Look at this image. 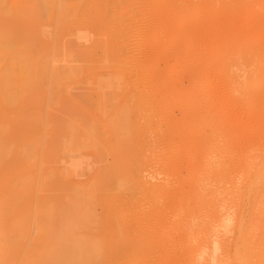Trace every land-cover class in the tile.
I'll use <instances>...</instances> for the list:
<instances>
[{
	"label": "rangeland",
	"instance_id": "374dc122",
	"mask_svg": "<svg viewBox=\"0 0 264 264\" xmlns=\"http://www.w3.org/2000/svg\"><path fill=\"white\" fill-rule=\"evenodd\" d=\"M63 1H65V0H63ZM122 1H124V0H119L118 3L121 4ZM182 1L183 0H181V2ZM194 1H195L194 3L196 4L195 7H197V10L201 13L200 26H202L201 28H203V30H201V28L200 29L195 28V27H198V25L196 26V20H193V19H195L194 17H193V19H191V18L188 19V27H190V30H192V32H190L192 37L189 35L191 38H188V36H183L180 34L178 35L176 32H172V31H175V29L173 27L171 28L172 31L167 26H165L164 30H163L164 36L167 38L172 37L173 34L176 33V34H174L175 36H173L172 39L169 38L168 40H166V43H167V41L172 40L171 42L174 43L176 48H179L180 50H182V51H180L178 49L181 52L182 56L184 54L183 52H185L186 53V54H184L185 57H187L188 55H190V56L193 55L192 58H189L190 57L189 56V57H187L189 59L186 58V59H182L180 61L179 58H177L175 60L173 57H170L171 55L170 56H163V55L159 54V55H156L155 60L152 62L153 64L156 65L154 68L155 75L156 74H158V75H157V77L155 79V83H154V86L156 87V90H157V95L155 96V98L157 99V103L153 104L152 109L149 111V114L151 115L150 121L153 122L154 129L159 132L156 134L160 136V133L162 134L164 132L165 138L168 137L169 139L168 138H166V139L169 140V142H167L165 144L161 141L162 142L161 143L159 141L161 139V137L154 134L155 130L152 129L154 131V133L151 135H148V136H150V137L151 136H157V137H155V138L152 137V139H150V137H148L150 140L148 138H146L148 140V142L146 141V143H145V140H144L142 143H145L144 146L148 143V147L145 148L143 146V147L138 148V167L141 170V173L138 170L139 171L138 174H140V178L142 177L141 178V179H143L142 181H145L143 184V186H145V189L149 186L152 187L153 185H155V186L159 185L162 187H164V186L166 187V185H167V190L169 191V189H170L169 186L172 185V184L170 185L169 183H170V181L173 182L174 179H177L176 180L177 183L174 182L175 184H179L180 180L181 181L183 180L182 182L185 184L184 185L181 184L182 185L181 187H183L182 189H184V190L188 189V186H190V182H188V176L190 174H194V172H196L198 170V168L200 169V167H197V166H199L201 163H203L202 159H205L203 157L206 154L203 149L206 148V150L209 149L207 151H211L212 141L215 143V145L217 147V150H216L217 154L215 153L217 156L214 154L213 160L215 163L218 162L216 165V169H215L213 174H226L227 170L230 173V171L232 172L233 169H235V170L238 169L239 168V160L243 156V152L248 151L251 155L257 156L261 153V150L264 148V121H262L260 119V114L264 112V101L261 102L257 108V111L260 112L259 114H257V116H256L257 111H254V113H253V111L249 112V111L243 110L241 108L239 99L238 98L232 99L231 98L232 96L229 95V93H228L229 86L224 81L223 72L221 71L222 69L220 68V65H222L223 60H226V59H228L229 56L233 55L238 50V47L242 45L241 44L242 41H245V39L249 38L252 35H257L258 34L257 31L259 32L261 29L260 30H256V29L264 27V15H261L260 12L256 11L255 9L253 12V9H252L253 7L252 8L247 7L246 13H245L246 9H244V7H243L242 11H243V13H245L243 15H242V13H240V12H242V11H240V8L236 9V10L230 9V12H228L229 13L228 14L227 12H224L222 9V5H223L224 0H194ZM57 2L59 4L62 2V0H57ZM154 2H155L154 0H128V1H126L127 14L130 13L131 16L128 17L129 15L126 14V10H125L124 15H127V18H125V20L120 18V20H119L120 25H121L120 28L122 30V33H121L122 37L119 40L118 45H120L123 52H122V54L121 53L119 55L117 54V56L112 58V63L117 64L120 68H122V71L124 73V81H126V79L133 78L134 76L138 75V73L142 74L144 72L145 67H146L145 64L147 63V60H148L149 55H150L149 50L153 45L151 43L152 35L154 34V31H155L154 27L152 29L150 27V25L156 19V15H155L154 10L152 8L153 7L152 4ZM238 11H240V12L238 13ZM251 12H253V13H251ZM121 17L123 18V16H121ZM121 21H124V23H121ZM243 23L247 26L244 25L240 29V26H242L241 24H243ZM84 24L81 25L79 20L74 22L72 19H66V20L62 21L60 24L55 23L51 27H47V29H45V31L36 35V37H34V36L30 37L31 35H30V31H29V26H28L26 21L21 20V21L17 22V21H13L10 17H4L3 23L0 25L2 28L11 29L12 31H14L15 35H13V36L15 37V41H16V43H18V45H21V46L25 45L27 52L25 53L24 57L27 60H29L30 62H42L44 60V56H45L44 49L50 50L51 58H53L55 56V54H57L59 52V50L61 49V45H67L68 47L71 45L72 48L76 50V51H74V53H78L77 50L80 48H83V44L88 43V41L86 42L87 38L89 39V42H90V43H88V45L90 44V47L92 48L93 45H95V43L99 40H98L97 35H95L93 30H91V33H89V32H87L88 34L86 33V31L88 30V28L90 26H87L86 24H85L86 25L85 26ZM260 25L261 26L263 25V26L261 27ZM40 26L43 27V25H40ZM82 26H83V30L80 29ZM85 27H86V29L84 30ZM243 28H245V29L247 28L248 32H249V30H248V28H249L250 33L245 31ZM90 29H91V27L89 28V30ZM238 29H240V30H238ZM252 30H254L256 33L254 31L251 33ZM92 31L94 34L92 33ZM239 31H243L242 33H244V32H246V33L240 34ZM263 32H264V30H263ZM91 36H93V37H91ZM167 38H165V39H167ZM92 40H94L95 42L94 41L92 42ZM78 41H81L80 44H82V46H79L77 44ZM71 42L74 45L77 44V46H79V47L78 48H77V46L73 47ZM74 42H77V43H74ZM254 45L257 47H259V45L263 46L264 45V35L258 36L257 42L254 43ZM175 46H173V49H175L174 48ZM84 47H87V46H84ZM90 47H87V48H90ZM169 48H170V46H169ZM167 49H168V47H167ZM80 51H84V50L80 49ZM168 51H169V49H168ZM96 54L98 56H101L102 52L100 50H97ZM59 56L61 58H62V56L65 57L61 53L59 54ZM102 57H103V60H105V61L111 60V57L105 58L103 55H102ZM193 57H194V62L192 61L193 63H191L190 61L187 62L188 60H191V59L193 60ZM73 58H74V60H75V58L78 59L77 56H74ZM77 59H76V61L70 62L69 65L72 64L73 65L72 67H78V65L82 66V64L85 65L84 62H82V61L79 63V61ZM68 60H70V58ZM50 61L52 62L53 60L50 59ZM177 61L179 62L178 64L175 63ZM56 64L59 66H61L63 64L66 65V63L64 61L63 62L60 61ZM103 64H104V62H103ZM172 64H174V66ZM234 67L236 70L235 65L232 66V68H234ZM104 69L107 70L103 66L100 67L98 73L99 74L102 73L103 76L100 75V78H98V76L96 77V75L91 76L89 78L91 80V82L89 80L83 79V80H86V82L84 84V81L82 82V80H80L87 73H85L83 76L81 75V78L78 77L76 80L72 81L71 82L72 84L70 83L71 86L72 85L75 86V84L77 83L74 88H71V86L68 88V90L73 89V90H71L72 92L70 93V91H68L69 95L67 96V98H65V97L62 98V100L60 102H58L54 105H52L53 103H49L46 99H43L42 103H38L41 98L36 100V101H38L37 102L38 104L34 103L35 104L34 106H33V104H31V102L25 101L24 104H22L23 102L20 104V105H22V107L24 106L23 108H21V106L19 105L16 109H13L14 107H7V106L5 107L4 106L5 103L0 102L1 103L0 104V109H1L0 110V123H2V122L6 123L5 120H7V122H9L10 121V120L8 121L9 114H10V116L11 115L13 116L14 113L17 114V111H19V112L21 111L20 114L25 113L24 114V116H25L26 114L28 115V113L33 114L34 112H30V110L32 111L34 109V111L37 110L38 112H40L38 114L36 113V116L41 115V116H38V118H37L35 116V113H34V117H35L34 118L30 114L32 116V121H31V119H29L31 116L29 117V115H28V119L31 121V123L34 121L33 124L30 123L32 126L27 123L28 121H27L26 117L23 118L24 116H20V118H19V116H18L19 112L17 115L18 119L14 116L16 119L14 118L13 122H12V118L9 116L11 119L10 123H14L15 125L12 126L13 129L6 127L8 130L6 132L7 133L10 132L11 139L14 136H17L18 138L14 137L16 140L13 138L14 142H13V140H12V142L14 145L11 144V147H14V148H13L12 152L8 151L6 153V155L8 157L6 158V156H4V159L2 160V165L0 164L1 165L0 167H2V166L4 167V165L6 166V164H7V168L6 167L5 168L7 170H9L10 174H12L16 170H18V168L20 167V163H22V166H24L23 162H26V161L23 159L25 157H27V159L29 158L28 156L24 155V153L26 154V150H25L26 146L23 145V143H22V140L25 138L24 133L27 134V132H28V135L26 136L27 138H25L23 140L24 144H26L25 143L26 139L28 141V138L30 136H32V135L34 136L36 134H38V137L41 138V139L38 138L39 139L38 141L40 142V140H41V142H42V144H38L39 146L35 150L36 154H35V156H33V158L35 160L30 156L32 159L30 158L26 162V166H28V167L31 166L29 170H30V172H32V173H29V171H27L28 174H26L27 175L26 181L28 183H29V181H32L31 183H33V180L36 179L35 180L36 184L34 183L35 184L34 185V184L30 183V185L25 186V193H23V188H24L23 185H21L23 188L19 187L22 190H19V188L16 189L15 192H17L18 194L17 193L13 194L14 196L15 195L16 196L14 197L12 195L11 197L15 198V199L19 198V199H17V201L16 200L14 201L10 196H8L9 198L12 199V200L10 199L11 204H13V202L17 203V206L13 205V206H15L13 209H12V205H11V208H8V206L10 207V202H8L9 201L8 197L2 198L3 195L0 196V199L4 200V201L2 200L3 201V203L1 202L2 204H4L5 200H8L7 201L8 203H6L8 205L7 210H4V208H3V206L6 207V205L5 204L2 205L0 203V205L2 207V208L1 207L0 208L3 210V212L0 210V213L3 214V215H0V217H3L2 223L4 221H9L10 219L14 218V220H15L14 224H16L18 226V228H17V226L14 225V227H16L14 229L15 231H11L10 233H8V235L11 236V238H13L14 241L12 240L13 241L12 243H14V244L11 243L8 249H7L8 245H6L4 247L6 250H4V248H3L4 255L2 257H0V264H28L29 260L32 262H35L34 260L29 258L30 256H32V257L34 256L33 254L30 255L29 251H32L31 249H32L33 245L39 240V232H41L42 229L44 231L46 229H48V231L55 234L54 238H53L54 242L61 247H65L68 245L67 238L69 240L72 237H75L76 239H79V238L80 239H87L93 235L94 237H91L93 240L95 239L96 242H98V244L100 246H102V248L109 247L108 251L109 252L111 251V253H109L110 256L108 255L109 259H108V256L105 258V255H104L105 259L100 260L103 258L102 256H100L102 258L97 260L100 264H127L129 262V259H134L133 258L134 256L130 258V252L129 251L127 252L125 249H122L123 246L121 247V245H119V246L115 245L116 239L113 237L112 229H110V225L107 223L108 222L107 219H109V217L111 215H113L114 212H115L114 213L115 215L117 213H118V215H120V212H118V211H120V209L118 210V207H116V206L121 205V207H123V205L126 203V205H124V206H126V208L123 207L124 211H121V213L125 212L124 213L125 215L124 216L122 215L121 218L125 217L126 213L128 214V212H129V218H131L132 220H135L134 218L138 219V217H140V214H142V215H144V218L140 217V219H138L137 221H139V220L142 221V222L139 221L140 224L146 223L147 221L145 219V216L147 218V216L149 214L150 218H152V216H151L152 211H151L150 207H151V205L153 207V203H152V201H150L146 197L148 195L147 194L148 191L146 192V196H142L144 191L142 192L141 190H143V189H141L140 191H138V190L136 191L134 189H137V187L135 188L132 185H131L132 188L130 187L131 189H127V188H129V186H128L129 183L127 182V180H125L126 182H124V181L122 182L123 184H126L128 186V187L126 186L127 188L125 187L126 189H124V185H122V187H120V189H116L115 186H111L110 185L111 182L109 180L112 178H110V174L109 175L106 174L107 179L104 177L107 181L103 178V180H105L106 183H105V181L101 183V180H102L101 175H104V174L99 173L101 166H103L102 170L105 171V167H104L105 164L102 165L103 164L102 161L106 162V165H108L107 167H109L112 164L111 161L114 159H112V157L109 156V154H112V152L111 153L109 152V154L105 152L103 154L104 149L105 148L107 149V147L105 146L107 144H105V143H107L108 141L101 143L102 139L97 138L95 135H97L98 137L104 136L107 139H110L109 143L113 142V141L111 142V140L114 139V138H112L113 137L112 135H114L115 137L119 136V135L121 136V128L115 124L114 120L112 121L113 117L110 118L111 115L108 113L103 114L104 115L103 116L101 114V110L95 112L94 107L87 100L88 96L90 97L94 94V92L91 91V87L93 86V89L96 87L95 90L100 92V90H99L100 85L102 84V87H103L105 80H107L108 75L106 72L109 71V69L106 72H104L105 71ZM232 70L235 71L234 69H232ZM93 72L94 71H92V74H90L91 73L90 72L87 75L89 76V75H93L94 73H96V71L94 73ZM78 79L80 80L79 83H78ZM92 80L96 83H94ZM95 80H97V81H95ZM112 81L111 82L113 84L107 85V83H106L108 89L105 87L104 88L111 94L115 93V94H113L115 96H117V94H118L119 99H122V96H121V94L123 92L122 89H124V88L126 89V86H127V89L131 88V86L135 87V84H131L130 86L126 85V84L121 85L118 80L115 81L112 79ZM98 82H100V85L98 84ZM90 85H91V87H88ZM191 85L193 87L197 86L195 89H198L200 91V92H198V94L200 93V95H203L204 100L206 97V99H208L210 101L211 104H209V106L207 105L208 107H204L208 103V100H207V102L205 100L206 104L204 102H202L204 104V106H203L202 103L197 105L195 103L196 101L194 102L192 100L193 97H189L194 92H197V91H194L195 89L188 91L189 93L187 92V94H189V95L186 96V91L190 89ZM119 86H120V88L122 86L124 87V88L122 87L120 89L122 91H119ZM188 87H189V89H188ZM104 88H102L103 91L105 90ZM139 88H140L139 85H138V87L136 85L135 89L138 90ZM185 89H187V90H185ZM106 90L104 92H107ZM111 90L114 92L112 93ZM90 92H92L93 94H90ZM196 96L198 97L199 95L195 94V96H194L195 100H196ZM185 97H188L190 100H192V103L194 102L192 104L193 105L192 108H195L196 106L198 107L201 105L203 106V107H200L201 110H200V108H198L199 112L201 114H199V113L197 114L199 116L203 115V117L199 118V116H198V117H196V119H190L188 121V124H181V127H179L180 124L178 126L177 125L178 123L176 121H179V118L181 119L182 114H183V112H181L182 109H184V107H186V106H187V108L190 107V109H192L191 105L188 104V103H190V100H187L188 98L185 99ZM200 98L201 97H199V101L201 102ZM118 100L116 99V100H113L112 102L116 103ZM36 101H34V102H36ZM44 101H45V103H44ZM186 101H189V102H186ZM119 102H120V100L117 103H119ZM74 103L81 106L78 110H76L77 112L69 111V109L72 108V105ZM194 104H196V105H194ZM2 105H3V107H1ZM27 105H29L30 107L32 105L33 107L29 108V106H28V108H27L26 107ZM2 108H3V110H2ZM24 108H26V109H24ZM208 108H210L212 111L213 110L215 111V114L213 113L214 114L213 117L209 113L210 111ZM203 109L204 110L206 109L207 112L206 111L203 112ZM12 110H16V112L12 111ZM22 110L25 112H23ZM26 110H28L29 112L26 113L27 112ZM185 110H187V109H185ZM185 110H183V111H185ZM11 112H13V113H11ZM205 114H208V115L204 117ZM209 114L211 115L212 118L208 117ZM144 115L145 114L142 113L141 116H144ZM98 116H99V119H98ZM101 117H103L104 119ZM206 117H207V120H208V118H209V121L211 120L210 122H212L214 120L213 123L214 124L216 123L215 127L216 126L217 127L216 128H209L205 124V121H206L205 118ZM20 119H21V121H20ZM39 119H41L40 123L37 121ZM143 119H144V117H141L140 121H143ZM203 119H205V120L203 121ZM217 119H219V120H217ZM24 120L26 121V123L22 122ZM68 120H71V121L74 120V123L71 122V124H75V125H73L74 128L72 129V131H71V128L69 129V127H68L69 133L68 132L65 133L66 135L68 133V135H69L68 137H70V134H71L72 142L65 147L66 149L64 148V150H63V148H62L63 151L61 149H59V151L61 150V154H60L57 151H58V148H61V144H63L64 141L61 140L62 137L60 138L59 136L64 134V133L63 134H60V133H62L61 132L62 129L65 131V129L67 128L66 126L68 124L65 123V125H66L65 126L64 122L69 123L70 121H68ZM98 120H99V122L101 121V123H98ZM35 121L37 122L36 124H35ZM19 122L21 123V125L20 124L17 125ZM196 122L199 123L200 125L197 124ZM22 123H23V125H22ZM106 123H107V125H106ZM24 124H26V126ZM27 124H28V126H27ZM201 124H202V126H201ZM92 125L96 126V129L94 128L95 130H93ZM112 125H113L112 130H114L113 132L110 129L108 130V127H110V126L112 127ZM14 126H15V128H14ZM10 127H11V125H10ZM29 128H31V129H29ZM91 128H92V130H91ZM156 128H159V129L157 130ZM28 129H29V131H28ZM212 129L213 130L215 129V130L213 131ZM13 130H14V132L12 134ZM104 130H108V131H106V133H108V134H106ZM118 130H119V132H118ZM150 130L151 129H149V132H150ZM87 131H89L88 132L89 134H86ZM102 132L105 133V135ZM149 132H148V134H149ZM152 132H150V133H152ZM41 133H43V134H41ZM115 133H116V135H115ZM110 134H111V136H110ZM166 134H167V136H166ZM120 136L118 138L119 141H117L118 139H116V141L118 143L117 144L114 143V145L117 146L118 144L120 145V143L125 145L126 142H124L123 139L120 138ZM0 137H2L1 133H0ZM51 137L53 140H55L56 138L59 137V139L63 142H61L58 139L59 143L56 142L59 145L58 146L52 140V143L57 145V146H54L51 144ZM162 137H164L163 134H162ZM104 140H106V139H104ZM154 140L156 142L158 140V143L160 142L161 146L164 144V147L163 146L160 147L161 149H159L158 147H153L156 144V142ZM98 141L102 144L103 147H105V148H103V151H101L102 154H100L101 152H99V153L96 152V150L98 149V145H101ZM163 141L166 142V140H163ZM151 142H155V143H153L154 145L152 144L153 146L150 145ZM194 142H196V143H194ZM214 143H213V145H214ZM75 145H76V149H74L72 147V146L75 147ZM114 145L113 146L108 145L110 147L108 148L107 151H112L111 146L114 147ZM149 145L153 148H150ZM19 146L20 147L22 146V148L25 146V148H24L25 152L24 153H23L24 150L20 149ZM79 146H81V147H79ZM102 146H100V147H102ZM86 147H87V149H85ZM15 148H17V149H15ZM56 149H57V151H55ZM68 149H69V151H68ZM155 149H157V150H155ZM170 149H171V152L177 153L176 156H175V153L173 154V156H172V154H170ZM9 150H11V149H9ZM14 150H15V153H14ZM71 150H74V151L71 152ZM100 150H101V148H100ZM20 151H22V152H20ZM64 151L69 152V156L67 153L66 154L67 156L64 157L62 155V154H64ZM181 151H185V152L182 153ZM9 152H10V154L8 155ZM56 152H57V154H56ZM13 153H14V155L17 153L16 155H19V157L14 156ZM21 153H22V156H21ZM17 158H18V160H17ZM99 158H100V162L98 160ZM12 159L14 160V163H13ZM10 160H12V161H10ZM21 161H23V162H21ZM31 161H32V163H31ZM95 162H96V164H95ZM223 162L225 163L224 166L226 168H223ZM8 163H10V165ZM107 163H109V164H107ZM11 164H13V165H11ZM18 164H19V166L17 167V169H15L14 168V167H16L15 165H18ZM96 165H98V166H96ZM3 167L0 168L1 169L0 170L1 176L3 175V172H6V173L8 172ZM138 167H137V169H138ZM97 168H100L99 171H96ZM110 168L111 167H109V169ZM93 170H94V172H93ZM224 171H225V173H224ZM65 172L67 174H64ZM102 173H103V171H102ZM62 174H64V175H62ZM29 175H30V179L28 178ZM1 176H0V179L2 178ZM4 176L6 178L9 175L4 174ZM31 176H33V177L31 178ZM99 176H100V178H99ZM108 176H109V178H108ZM21 178H25V175L21 174ZM33 178H35V179H33ZM48 179H50V180L48 181ZM45 180H47V181H45ZM123 180H124V178H123ZM21 181L19 180L20 183H21ZM43 182H45V183L47 182L46 183L47 185L44 186ZM55 182H57V183H55ZM168 184H169V186H168ZM216 185H217L219 191L222 192V190H223L222 187L224 185H226V183L223 181V179H220V180L216 181ZM29 186L30 187L34 186V187L30 188ZM105 186H106V189H105ZM26 187H27V190H26ZM28 187L33 192L29 191L30 189ZM107 188H108V190H107ZM104 189L109 191V193L108 192L105 193ZM110 189L111 190L113 189V190L111 191ZM171 189H173V188H171ZM132 190H134V191H132ZM26 191L28 192L27 195H26ZM34 191H36L35 194H34ZM113 191H117V192H113ZM166 191L164 190V192H166ZM168 191L166 192L167 194H168ZM15 192H13V193H15ZM19 192L21 193L20 197L22 196V200H23V198L25 199L28 196V200L30 198V200L32 202H30L29 204H26L28 202V200L26 202V199H27L26 198L25 200H23L26 203L24 202L25 204H23V201L21 200V198L17 197V195L19 196V194H20ZM30 192H31V194H30ZM110 192H112V193H110ZM22 193L25 195H22ZM109 194H111V195L109 196ZM115 194L118 196L120 195L119 196L120 199L118 200V203L120 202V204L115 203V205H116L115 207L117 208L118 211L116 210V208L114 206L112 207L111 202L108 198V196L109 197H111L113 195L115 196ZM132 194H134V195H132ZM29 195H31V197H29ZM4 196H6V195H4ZM129 196H131V197H129ZM127 197H129V198H127ZM167 197L168 196H166V198ZM210 197H211V194H208L206 200L198 205V203L195 201V196H194V201H192V202L190 199L189 201H185V205L184 204H177L175 208L171 206L174 209H171V210L166 209L165 215L164 216L162 215V217H164L163 221L164 220L166 221L164 223V225L166 227V232H165L164 237L168 238V240L169 239L171 240V238H174V240L178 244V246H174V244H173L172 247L175 248V251L171 250V252H169V251H166V249H164V247L167 248L168 246L166 244L172 243L171 241H169L168 243L163 241V243H161L162 240H160V239L162 238V236H160L158 238H154L155 240L159 241V242L158 241L157 242L160 245H162L166 254L164 256H162V258H160L159 256L161 254L158 253L159 254V256H158L157 252L155 253L154 251H151V252L149 251L150 253L149 252H148L149 254L145 253L146 255L144 254V256L141 254H140L141 255L140 256L138 254V252H136L138 256L142 257L141 259L137 260V256L135 255V253H131V254H134L136 256L135 260H132V261H134L133 264H199L200 262H198L196 259L192 260L189 257H187L186 252H187L188 246H187L186 242L184 240L177 242L179 240L178 238H180L182 236V232H183L178 227H182L184 224H186V222H188L189 224H191V228L194 229V231L200 230V231H202V234H203L205 227L202 225V229H200L199 224H200L201 219L199 217H197V215L203 214V216H204L206 213H209L207 203L209 205L212 203H215L218 206V208L220 209V211H222L223 208H225V209L228 208L232 213H234L235 209H236V205L233 202H229L228 200H221L220 198H217V197H215V198H210ZM82 198H84V200ZM101 198L102 199L105 198L107 201V204H110V205L109 206L104 205V204H106L105 203L106 201L103 200L104 202H102ZM166 198L160 199L158 201V207H159L158 211H159V209L164 208L166 206V201H167ZM181 198H183V195H180L178 200ZM18 200L20 202L22 201L21 204ZM81 200H83V202H81ZM18 202H19V205H22L21 206V208L23 207L22 209L18 208V206H19ZM150 202H151V204H150ZM24 205L25 206L30 205L29 206L30 212L28 211L29 210L28 207H25V209H24ZM43 207H52L54 210L53 211L54 216H55L54 217V223L49 225L48 227L43 226V223L40 219V209ZM108 208L110 210H108ZM114 208H115V210H113ZM23 209L25 212L23 211ZM13 210H14V213L16 215H14V213H12ZM111 210H113V211H111ZM179 210L181 212H179ZM4 211H6V212L8 211V213H6V212L4 213ZM116 211H117V213H116ZM173 211H177L178 213L183 214V216H186V219L181 220L178 218H174L172 215ZM26 213L27 214L30 213V216L27 215ZM4 214L9 215L8 216L9 219L8 218L5 219ZM81 214H90V219H88L82 223L77 222V221L72 222V224L71 223L69 224V231L66 233H62V231H61L62 225L63 224L66 225L67 221L61 222V219L64 218V216L65 217L73 216V218L75 220H77V218ZM162 214H164V212ZM106 216H107V218H105ZM21 217L23 218V221L24 220L26 221V223L28 224V227H25L27 225H25V223H24L25 221L23 222ZM116 217H118V216L116 215ZM121 218L118 217V219H120L118 222L123 224V221H121L123 219H121ZM249 218L250 217L248 215V221L250 220ZM131 219L129 221H131ZM147 219L149 220V218H147ZM66 220H67V218H66ZM104 220L106 221V223H104ZM17 221L21 222V223L17 224L18 223ZM134 223H137V222L134 221ZM180 224H183V225H180ZM20 225H21V227H20ZM22 229H23V231H22ZM27 229H28V232H27ZM0 232H2V231H0ZM16 232L18 233V235H21V233H22L21 236H24L21 238V242L19 239V237H21V236L17 237L16 236L17 234H15ZM25 232H26V234H25ZM13 234L16 236L15 238H14ZM0 235L3 236L4 234L0 233ZM2 236H0V237L2 238ZM15 239L16 240L18 239L17 242H19V243H17L15 241ZM112 243H115V244L112 246ZM1 245L3 246V244H1ZM114 246H116V248L117 249L119 248V249L118 250L116 248L110 249ZM120 248L125 252V254L127 252L128 257H124V254H122V251H119V250H121ZM112 250H114V251L116 250V251L115 252L113 251V253H112ZM0 255H1V249H0ZM82 257H84V256H82ZM82 257H78L77 259L80 258L79 259L80 262H79V260H77V262L75 261V264L76 263L77 264H79V263L85 264L84 263L85 259H86L87 263H89L87 258L81 259ZM161 259H162V261H161ZM81 261H83V262L81 263ZM97 261H95V264L96 263L98 264ZM55 262H53V264ZM60 263L64 264L63 262H61L59 260H57V262L55 264H60ZM93 264H94V262H93Z\"/></svg>",
	"mask_w": 264,
	"mask_h": 264
},
{
	"label": "bare ground",
	"instance_id": "6f19581e",
	"mask_svg": "<svg viewBox=\"0 0 264 264\" xmlns=\"http://www.w3.org/2000/svg\"><path fill=\"white\" fill-rule=\"evenodd\" d=\"M118 1L119 0H65V1L62 0V2L58 4L57 0H0V24L3 23L4 17H10L13 21H17V22H19L21 20L26 21L28 26H29V31H30V35H31L30 37H32V36L36 37V35L42 33L43 31H45V29H47V27H51L55 23L60 24L62 21L66 20V19H72L74 22L79 20L81 25L85 23L87 26H90L91 29L89 30V28H90L89 27L88 30L86 31V33L87 32L91 33V30H93L95 35H97V38L99 40L91 48L90 44L88 45V43H90V42H89V39L87 38L86 42L88 41V43L83 44V48H80L81 50H84V51H80V49H78L79 51L77 50V52L79 54L74 53V51H76V50L73 49L71 45L69 47L67 45H61V49L59 50V52L57 54H55V56L53 58H51L50 50L44 49L45 56H44V60L42 62H30L29 60H27L24 57L25 53L27 52L25 45L21 46V45H18V43H16L15 37L13 36V35H15L14 31H12L11 29L2 28L0 25V102L5 103V105H4L5 107L6 106L7 107H14L13 109H16L22 102H23L22 104H24L25 101L26 102L29 101L34 106L35 104L42 103L43 99H46L49 103H53L52 105H54V104L60 102L62 100V98H64V97L67 98V96L69 95L68 91H70V93H71L72 92L71 90H73V89L68 90V88L72 84L71 82L76 80L78 77L81 78V75L83 76L85 73L88 74L90 72H91L90 74H92V71H94V72L96 71V73L93 72L94 73L93 75L88 76L87 74H85L83 76V78H81V79L79 78L80 80H82V82L84 81V84H85L86 80H89L91 82V80L89 79L91 76L96 75V77L98 76V78H100V75L103 76L102 73L101 74L98 73L100 67L103 66L107 70L109 69V71L104 69L105 70L104 72L107 71L106 73H107L108 77H107V80H105L103 87H102V84L100 85V82H98V84L100 85V87H99L100 92L95 90V88H96L95 86H94L95 87L94 89H93V86L92 87H91V85L88 86V87H91V91L94 92V94L92 92H90V94H93V95L90 97L87 95L88 96L87 100L94 107L95 112L101 110L102 115L108 113L111 115L110 118L113 117L112 121L114 120L115 124L121 128V136L120 135L119 136L126 143H125V145L120 143V145L118 144L116 146V145H114V143L115 144L118 143L117 141H119V139H118L119 136L115 137L114 135H112L113 136L112 138H114V139H112L111 142L112 141L113 142L109 143L110 139H107L104 136L98 137L97 135H95L97 138L102 139V140L100 139L101 143L108 141L107 143H105V144H107V145H105L107 147V149L105 147H103L102 144L98 141L101 145H98V149L96 150V152L99 153V152L103 151V148H105L103 154L105 152L108 154H109V152L110 153L112 152V154H109V156H111L112 159H114L111 161L112 164H111V166H109V167H111L110 169H109V167H107L108 165H106V162L102 161L103 162L102 165L105 164V166H104L105 171L102 170L103 166H101V169L97 168L98 170L96 169V171H99V169H100L99 173L104 174V175L100 174L102 177L101 183L107 179L106 174H108V175L110 174V178H112L109 180L111 182L110 183L111 186H115L116 189H120V187H122V185H124V189H126L128 186H129V188H127V189H131L132 186H134L135 188L137 187V189H134L136 191L137 190L140 191L141 189H143V190H141L142 192L144 191L142 196H146V192L148 191L147 192L148 195L146 197L150 201H152V203H153V207H152V205L150 207V209L152 211V215H151L152 218H150V216L148 214L147 218H149V220L145 216V219L147 222L140 224V222H142V221L139 220L140 221L139 222L137 220L140 219V217L144 218V215L140 214V217H138V219L134 218L135 220H132L131 218H129V212H128V214L126 213L125 217L121 218L122 215L123 216L125 215L124 214L125 212L121 213V211H124L123 207L126 208V206H124V205H126V203L123 205V207H121V205H119L121 208L119 206H116L115 203H118V200L120 199V197H119L120 195L118 196V195H116L117 194L116 193L115 196L113 195V196L109 197L111 195V194H109L108 198L111 202L112 207L116 206V207H118V210L120 209V211H118L117 208L115 207L116 210L118 212H120V215H118V213L116 211V213H117L116 215L118 217H120L121 219H123V220H121V221H123V224L118 222L120 219H118V217H116V215L114 214L115 212L113 213V215H111L112 217L110 216L111 218L109 217V219H107L108 220L107 223L110 225V229H112L113 237L116 239V241H115L116 244L112 243V246L114 244L118 245V246L121 245V247L123 246L122 249H125L127 252L128 251L130 252V258L134 256L133 257L134 259H129V262L127 264H133L134 261H132V260H135L136 256H137V260H139L142 258V257H140L141 255L144 256V254L148 253L149 251L150 252L154 251L155 253L157 252L158 256H159V254H161L159 257L162 258V256H164L166 254L164 249H166V251L171 252V250L175 251V248L172 247L173 244H174V246H178V244L175 242L174 238H171V240L170 239L168 240V238L164 237L165 232H166V227H165L164 223L166 221L165 220L163 221L164 217H162V215L163 216L165 215L166 209L167 210L174 209L177 204H184L185 205V201H189L190 199L192 202V201H194V196H195V201L199 205L200 203H202L203 201L206 200L208 194H211L210 198L217 197V198H220L221 200H228L229 202L235 203V205H236L235 212L232 213L228 208H226V209L223 208V210L220 211V209L218 208V206L215 203H212L210 205L207 203L209 213H206L204 216H203V214L197 215V217H199L201 219L200 224H199L200 229H202V225L205 227L203 234H202V231H200V230L194 231V229L191 228V224H189L188 222H186V224H184V225L180 224L183 226L178 227V228L183 232H182V236L180 238H178L179 240L177 242H180L182 240H184L186 242V244L188 246L187 252H186L187 257H189L192 260L196 259L198 262H200L199 264H264V148L261 150V153L257 156L251 155L248 151L243 152V156L239 160V168L238 169H236V170L233 169V171L232 172L230 171V173L227 170L228 172L226 171V174H213L215 169H216V165L218 162L215 163L213 160V158H214L213 155L215 153L217 154V151H216L217 147H216L215 143L212 141L211 151H207L209 149L206 150V148L203 149L206 154L203 157L205 159H202L203 160V163H201L202 165L200 164L201 166L200 165L197 166V167H200V169L198 168V170L196 172H194V174H190L188 176V182H190V186H188L189 190L188 189H186V190L182 189L183 187H181V186L185 184L182 182L183 180L182 181L180 180V182L178 181L179 184H175V183H177V181H176L177 179H174L175 181L173 180V182L170 181L169 184L170 185L172 184L171 186H169V184H168V186L170 187V189L169 188L168 189H169V191L171 190L170 192L167 190V185H166V187L164 186L165 188L162 186H159V185L158 186L153 185L152 187L149 186L150 188L147 187L148 189L147 188L145 189V186H143L145 181H142L143 180V179H141L142 177L140 178V174H138L139 171L141 173V170L138 167V148L143 147L144 144L146 143V141L148 142V140L146 139V138L150 137L148 135H151L154 133L153 130H155V129L153 126V122L150 121L151 115L149 114V111L152 109V105L157 103V99L155 98V96L157 95V90H156V87L154 86V83H155V79H156L158 74L155 75L154 68L156 65L153 64L152 62L155 60L156 55H159V54H161L163 56H170L171 55L170 57H173L175 60L177 58H179L180 61L182 59H186L187 57H189L190 55H188V54H187L188 56L186 55L187 57L184 56V54H186L185 52H183L184 54L182 56V54L180 52L182 50H180L179 48H176L174 43L171 42L172 40L167 41V43H166V40H168L169 38L172 39V37L175 36L174 34H176V33L178 35L180 34L183 36H188V38H191L192 36H191L190 32H192V30H190V27H188V19H190V18L193 19V17H194L195 19H193V20H196V26L198 25V27H195V28L200 29L202 27V26H200L201 13L197 10V7H195L196 4L194 3L195 2L194 0H183L182 2H181V0H154L155 2L152 4V6H153L152 8H153L154 13L156 15V19L150 25V27H151V29L154 27L155 31H154V34L152 35V41L150 40L153 45L149 50L150 55H149V58L147 60V63L145 64L146 67H145L144 72L142 74L138 73V75L134 76L133 78L126 79V81H124V73L122 71V68H120L117 64L112 63V58L117 56V54L118 55L120 53L122 54V52H123L120 45H118V42L122 37L121 36L122 30L120 28L121 25H120L119 20H120V18L125 20V18H127V15H129L128 17H130L131 15H130V13L127 14V10H126V7H127L126 1H128V0L122 1L121 4L118 3ZM243 7H244V9H246L245 13L247 12V7H251V8L253 7L252 8L253 12L255 9L256 11H259L261 15H264V0H224L223 5H222L223 11L227 12V13L230 12V9L236 10V9L240 8V11H242ZM125 10H126L127 15H124ZM240 11H238V13ZM253 12H251V13H253ZM240 13H242V15L245 14V13H243V11ZM121 16H123V18ZM121 23H124V21H121ZM40 25H43V27ZM241 25L242 26H240V29L245 24L243 23ZM165 26L170 28V30L173 27L175 29V31H172V30L171 31L176 32V33H174L172 37H168V38L165 37L164 33H163ZM245 26H247V25H245ZM249 28H248L249 32L247 31V28L246 29L243 28V29L245 31H247L248 33H250ZM80 29L83 30V26ZM85 29H86V27L84 28V30ZM240 29H238V30H240ZM201 30H203V28H201ZM256 30H260L259 32L257 31V33H258L257 35H252L249 38L245 39V41H242L241 42L242 45L238 47V50L233 55L229 56L228 59L223 60L222 65H220V68L222 69V70L221 69L220 70L223 72V79L227 83V85L229 86L228 93L230 96H232L231 98L232 99L238 98L240 105H241V108L245 111H249V112L253 111V113H254V111H257V108L260 105V103L264 101V45L263 46L259 45V47L254 45V43L257 42L258 36L264 35V32H263L264 27L263 28H257ZM93 31H92V33H93ZM253 31L254 30H252L251 33ZM239 32L241 34L243 31H239ZM244 33H246V32H244ZM244 33H242V34H244ZM91 37H93V36H91ZM165 38H167V39H165ZM93 41L94 40H92V42ZM80 42L81 41H78V43L77 42H74V43H77L79 46H82V44H80ZM77 44L74 45L72 43L73 47L74 46L76 47ZM79 46H77V48ZM84 46H87L90 48H87ZM169 46H170V48H169ZM173 46H175L174 47L175 49H173ZM167 47H168L169 51H168ZM97 50H100L102 52V55L105 58L111 57V60L110 61L103 60L102 55L98 56L96 54ZM60 53L65 56V57L62 56L63 59L59 56ZM74 56H77L78 59L75 58V60H74V58H73ZM192 56H190L189 58H192ZM59 57L66 63V65L63 64V65L59 66L56 64L60 61L63 62ZM69 58H70V60H68ZM189 58H187V59H189ZM50 59L53 61L51 62ZM76 59L79 61V63L81 61L84 62L85 65H83V64H82V66L78 65V67H72L73 66L72 64L69 65L70 62L76 61ZM189 61L191 63H193L194 57H193V60L191 59V60H188L187 62H189ZM103 62H104V64H103ZM175 63L178 64L179 62L177 61ZM172 65L174 66V64H172ZM233 65L236 66V70H235V67L232 68ZM232 69H234L235 71H233ZM79 79H78V83L80 82ZM83 79H86V80H83ZM112 79L115 81L118 80L121 85L126 84V85L130 86L131 84H135V87H136V85H137V87L139 85L140 88L137 90V89H135V87L131 86V88L127 89V86L125 85L126 86V89H125L122 86L124 88V89H122L123 92L121 94L122 99H119L118 94H117V96L113 95V94H115V93H113L114 91L111 90L113 93V94H111L105 89V88H107L108 84H113ZM95 81H97V80H95ZM94 83H96V82H94ZM106 83H107V85H106ZM76 84H75V86H76ZM75 86L72 85L71 88H74ZM101 87L102 88L105 87L104 89L107 92H104L105 90L103 91ZM196 87L195 86L193 87L191 85L190 89L188 87L189 90L185 89V90H187L186 96L189 95V94H187L188 91L194 90ZM121 88L119 86V91H122V90H120ZM194 91H197V92H194L193 93L194 95L192 94L189 97H193L192 100L194 102L196 101L195 103L197 105H199L202 102L205 103V100L207 102L208 99H206V97L204 100V96L200 95V93L198 94V92H200L198 89H195ZM195 94L199 95L198 97L196 96V100L194 99ZM199 97H201L200 98L201 102L199 101ZM39 98H41L40 99L41 101L40 100H39V102L36 101ZM186 98H188V97H185V99ZM116 99L117 100L119 99L120 102L117 103L119 100L116 103L112 102L113 100H116ZM187 100H190V99L188 98ZM192 100H190V103H188L189 105H191V108L193 107L192 104L194 103V102L192 103ZM34 101H36V102H34ZM186 102H189V101H186ZM44 103H45V101H44ZM196 104H194V105H196ZM209 104H211V103L208 100V103L205 106L203 104V106L208 107ZM20 106H21V108L24 107V106L22 107V105H20ZM28 106L29 105H27L26 107L28 108ZM33 106L31 105V107L29 106V108H32ZM203 106L202 105L198 106V107L196 106L195 108H192V109H190V107H188L189 108L188 109L187 106L184 107V109H182V111H181V112H183L181 119L179 118V121H176L178 123L177 125L179 126V124H180L179 127H181V124H188V121L190 119H196V117L199 116L197 114L198 113L201 114L199 112L198 108L203 107ZM1 107H3V105ZM80 107H81L80 105L74 103L72 105V108L69 109V111L77 112L76 110H78ZM24 109H26V108H24ZM185 109H187V110H185ZM208 109L210 111V112L209 111L208 112L213 117L215 114V111L214 110L212 111L210 108H208ZM2 110H3V108H2ZM183 110H185V111H183ZM200 110H201V108H200ZM12 111L16 112V110H12ZM26 111H27L26 113L29 112L28 110H26ZM36 111H34V109L32 111L30 110V112L35 113V116H36V113L37 114L40 113V112H38V111L36 112ZM204 111L207 112L206 109L205 110L203 109V112ZM18 112L19 111H17V114L14 113L13 116L12 115L10 116V114H9V116L12 118V122H13V119L15 117L17 118L19 116V118H20V116H24V114H25V113L20 114V112H21L20 111L19 115H18ZM23 112H25V111H23ZM11 113H13V112H11ZM34 113L33 114L28 113L29 117L31 115L34 117ZM142 113H144L145 115L141 116ZM259 113L260 112L257 111L256 116ZM210 114L208 117L212 118ZM28 115L26 114L23 118L26 117V119L28 121L27 123L30 124L32 121V116L29 118V119H31V121H30L28 119ZM207 115L208 114H205L204 117ZM9 116H8V118H9L8 121L9 120L11 121ZM38 116H41V115H37L36 117L38 118ZM141 117H144L143 121H140ZM200 117H203V115H200L199 118ZM101 118H103V117H101ZM98 119H99V116H98ZM205 119H206L205 124L209 128H216L217 127V126L215 127L216 123L215 124L213 123L214 118L212 119L213 120L212 122H210L211 120L209 121V118L207 120V117ZM205 119H203V121ZM260 119L262 121H264V112L260 114ZM25 120L22 122L26 123ZM217 120H219V119H217ZM5 121H6V123L5 122L0 123V133L2 134V137H0V164L1 165H2V160L4 159V156H6V158L8 157L6 155V153L8 151L12 152L14 147H11V144H13V142H14V139H15L14 137H17V136H14V137L12 136L14 139L13 138L11 139L10 132L9 133L6 132V131H8L6 127L13 129L12 126L15 124L10 123V121L7 122V120H5ZM20 121H21V119H20ZM37 121L40 123L41 119H39ZM68 121H70V122L69 123L64 122V125H65V123L68 124L67 126L65 125L67 128L65 129V131L62 129L61 130L62 133H60V134H63V133L64 134L59 136L60 138L62 137L61 140H63L64 143L61 144V148H58V151H57V149L55 150V151L59 152L60 154H61L62 148L64 150V148L72 142V140H71L72 136L70 134V137H68L69 136L68 131L70 128L72 131V129L74 128L73 125H75V124H71V122L74 123V120H72V121L68 120ZM23 123H22V125H23ZM33 123H34V121L31 124H33ZM36 123L37 122L35 121V124ZM98 123H101V121L99 122V120H98ZM19 124L21 125L20 122L17 125H19ZM28 124H27V126H28ZM197 124H199V123H197ZM10 125L12 128L10 127ZM24 125L26 126V124H24ZM106 125H107V123H106ZM201 126H202V124H201ZM68 127H69V129H68ZM14 128H15V126H14ZM92 128H93V130H95L96 126L92 125ZM92 128H91V130H92ZM112 128H113V125H112V127L111 126L108 127V130L109 129L112 130ZM29 129H31V128H29ZM29 129H28V131H29ZM149 129H151V130L153 129L152 130L153 132L150 130V132H152V133H150ZM156 129L158 130L159 128H156ZM108 130H104L105 133ZM113 131L114 130H112V132ZM13 132H14V130L12 131V134H13ZM66 132H68L67 135L65 134ZM88 132L89 131H87V133L86 132L85 133L89 134ZM118 132H119V130H118ZM148 132H149V134H148ZM105 133H103V134L105 135ZM156 133H159V132L155 130L154 134H156ZM41 134H43V133H41ZM106 134H108V133H106ZM162 134L164 137H162ZM162 134L160 133V136L157 134L156 135L161 137V139L163 138L162 140L161 139L159 140L160 142L162 141L163 143L166 144L167 142H169V140L166 139L168 137L165 138L164 132ZM24 135H25V138H27L26 136L28 135V132H27V134L24 133ZM115 135H116V133H115ZM110 136H111V134H110ZM157 136H151L150 139H152V137L155 138ZM166 136H167V134H166ZM59 137L56 138L57 140L56 139L53 140L51 137V144L54 146H57L58 145L57 143H59L58 142ZM38 138L41 139L40 137H38V134H36L34 136L32 135L28 138V141L26 139V141H25L26 144H24V142H23L24 139L22 140L23 145L26 146V149H25L26 154L24 153L25 152V150H24L25 146L23 148H22V146L21 147L19 146L20 149L24 150L23 151L24 155L29 157L28 159H30L31 157L33 158V156H35V154H36L35 150L39 146L38 144H42L41 140H40L41 143L38 141L39 140ZM104 139H106V140H104ZM116 139H118V140L116 141ZM12 140H13V142H12ZM52 140L57 145L52 143ZM144 140H145V143H142ZM163 140H166V142ZM63 141H61V142H63ZM155 142H151L150 145H152ZM159 143L157 140L156 144L155 145L153 144L154 146L153 145L152 146L158 147L159 149H161L160 147H162V146L164 147V144L161 146V143L160 144ZM194 143H196V142H194ZM213 143H214V145H213ZM108 145H112V146L114 145V147L111 146L112 151H107L108 148L110 147ZM146 145L144 146L145 148L148 147V143ZM150 145H149V147L153 148ZM100 146H102V147H100ZM72 147L74 149H76V145H75V147L74 146H72ZM79 147H81V146H79ZM100 148H101V150H100ZM9 149H11V150H9ZM15 149H17V148H15ZM59 149H61V150L59 151ZM85 149H87V147ZM155 150H157V149H155ZM68 151H69V149H68ZM72 151H74V150H71V152ZM20 152H22V151H20ZM57 152H56V154H57ZM65 152L66 151H64L65 155L64 154H62V155L65 157V156H67L66 154L68 153V156H69V152H66V153ZM181 152L183 153L185 151H181ZM14 153H15V150H14ZM14 153H13V155H14ZM174 153L175 152H171V149H170V154H172V156ZM9 154H10V152L8 153V155ZM16 154L14 156L19 157V155H16ZM100 154H102V152ZM176 154L177 153H175V156H176ZM21 156H22V153H21ZM25 158L27 159V157H25ZM25 158L23 160H25L27 162L28 159L26 160ZM12 160H10V161H12ZM17 160H18V158H17ZM98 160L100 162V158ZM21 162H23V161H21ZM26 162H23L24 163L23 165L25 167L22 166V163H20V167L18 168V170L15 171L13 169L15 171L14 173H12L13 175L10 174L9 170L6 169L7 164H6V166L4 165V167L2 166L3 168L6 167L5 169L8 171L7 173L3 172L2 176L0 175L3 178V179L2 178L0 179V196L3 195L2 198L3 197L7 198L8 196L11 197L13 194H16L17 193V192H15L16 189H18L19 187L23 188L21 185L24 186L23 193H25V186L30 185V183L32 182V181L28 180L29 181V183H28L26 181V179H27L26 174H28L27 171H29V173H32L29 170L31 166L30 167L26 166ZM13 163H14V160H13ZM31 163H32V161H31ZM8 164L10 165V163H8ZM95 164H96V162H95ZM107 164H109V163H107ZM11 165H13V164H11ZM224 165H225V163L223 162V168H226ZM15 166L16 167H14V168L17 169L19 164L15 165ZM96 166H98V165H96ZM2 167H0V168H2ZM137 167H138V169H137ZM102 171H103V173H102ZM93 172H94V170H93ZM224 173H225V171H224ZM4 174H8L9 176H7L5 178ZM21 174L25 175V178H21ZM64 174H67V173L65 172ZM64 174H62V175H64ZM33 176H31V178ZM28 178L30 179V175L28 176ZM99 178H100V176H99ZM103 178L105 180H103ZM108 178H109V176H108ZM123 178H124V180H123ZM33 179H35V178H33ZM220 179H223V181L226 183V185H224L222 187L223 188L222 192L219 191V189L216 185V181H218ZM19 180L20 181L22 180L21 183L19 182ZM35 180H33V183H31V184H34V183L36 184ZM49 180L50 179H48V181ZM125 180H127V182L129 183L128 186L126 184L122 183L123 181L126 182ZM45 181H47V180H45ZM106 181H105V183H106ZM46 183L43 182L44 186L47 185ZM55 183H57V182H55ZM106 186H105V189H106ZM31 187H34V186H31ZM171 188H173V189H171ZM19 190H22V189L19 188ZM26 190H27V187H26ZM107 190H108V188H107ZM107 190H105L104 192L109 193V191H107ZM134 190H132V191H134ZM164 190L165 191L167 190L168 194L166 193L167 191L164 192ZM29 191L33 192L31 189ZM13 192H15V193H13ZM31 192H30V194H31ZM35 192L36 191H34V194H35ZM113 192H117V191H113ZM23 193H22V195H25ZM110 193H112V192H110ZM27 194H28V192L26 191V195ZM4 195H6V196H4ZM20 195H21V193L19 194V196L17 195V197H20ZM132 195H134V194H132ZM165 195L168 197L166 198ZM180 195H183V198L178 200ZM29 197H31V195H29ZM129 197H131V196H129ZM129 197H127V198H129ZM11 198L8 197L9 201L5 200L4 204L6 205V207L3 206L4 210H7L8 205L6 203L10 202ZM20 198L22 200V196ZM26 198L25 199L27 202L28 196ZM105 198L104 199L101 198L102 202L106 201ZM163 198L164 199L166 198V200H167L166 206L164 208L159 209V211H158V208H159L158 207V201L160 199H163ZM12 199L14 201L15 200L17 201V199H19V198H16V199L12 198ZM25 199L23 198V200H25ZM82 199L84 200V198H82ZM2 200L0 201V203L1 202L3 203L4 200L3 201ZM83 200H81V202H83ZM19 202H18V205H19ZM21 202H20V204H21ZM24 202L25 201H23V204L26 203V202L25 203ZM30 202H32V201L29 198V200L26 204H29ZM15 203L13 202V204H11V202H10V207L8 206V208H11V205H12V209H13L15 206H17V203L16 204ZM105 203L106 204H104V205H108V206L110 205V204H107V201ZM4 204H2V205H4ZM118 204H120V202ZM150 204H151V202H150ZM13 205H15V206H13ZM21 206L22 205H19L18 208L22 209L23 207L21 208ZM29 206L24 205V209H25V207H28V209H29L28 211L30 212ZM171 206L174 208H172ZM0 207H1V205H0ZM1 208H0V210L3 212V210ZM115 208L113 210H115ZM24 209H23V211H24ZM108 210H110V209L108 208ZM113 210H111V211H113ZM53 211L54 210L52 207H43L40 209V219L43 223V226L48 227L49 225L54 223V217L55 216H54ZM5 212L6 211H4V213ZM163 212H164V214H162ZM179 212H181V211L179 210ZM6 213H8V211ZM12 213H14V210L12 211ZM0 215H3V214L0 213ZM4 215H5V219L8 218V216H9L7 214H4ZM14 215H16V214L14 213ZM27 215L30 216V213H28ZM172 215L174 218H178L181 220L186 219V216H183V214L178 213L177 211H173ZM248 215L250 217L249 221H248ZM2 218L3 217H0V231H2L3 233L2 232H0V233L4 234V235L3 236L0 235V236H2V238L0 237V249H1L0 257H2L4 255V250H6L4 247L6 245H8V247H7V249H8L10 244L14 241L13 238H11V236L8 235V233H10L11 231H15L14 229L16 228V227H14V225H16V224H14V221H15L14 218L10 219L9 221H4L3 223H2V221H3ZM66 218H67V220H66ZM105 218H107V216ZM21 219L23 221L22 217H21ZM88 219H90V214H81L77 218V220H75L73 218V216H69V217L64 216V218L61 219V222L67 221V224L62 225L61 231H62V233H66L69 231V224L70 223L72 224V222H76V221L82 223ZM130 219L132 222L129 221ZM105 220H104V223H106ZM134 221L137 223H134ZM20 223L21 222H18L17 224H20ZM24 223H25V225H27L25 227H28V224L26 223V221ZM20 227H21V225H20ZM17 228H18V226H17ZM22 231H23V229H22ZM27 232H28V229H27ZM15 234H17L16 235L17 237L22 235V233H21V235H18L17 232ZM25 234H26V232H25ZM54 235L55 234L48 231V229H46L45 231L42 229L41 232H39V240L33 245L32 249H31L32 251H29L30 255H32V254L34 255L33 257L30 256L29 258L34 260L35 262H32L29 260L28 264H53V262H55V261L57 262V260L63 262L64 264H75V261L77 262V260L80 259V258L79 259H77V258L82 257V256H84V257H82L81 259L87 258V260L89 261V263H87V261L85 259V261H86V262L84 261L85 264L86 263L87 264H90V263L93 264V262L95 264V261L99 260L102 257L103 258L100 260H103L109 255V253H111V251L110 252L108 251L109 247L102 248V246H100L98 244V242H96L95 239L93 240L91 238V237H94L93 235L87 239H80V238L76 239L75 237H72L69 240L67 238L68 245L65 247H61L54 242V239H53ZM16 236L14 235V238ZM160 236H162V238L160 239V240H162L161 243H163V241L166 243L171 241L172 243L166 244L168 247L167 248L164 247V249H163L162 245H160L158 243L159 241L154 239V238H158ZM22 237H24V236L19 237L20 242H21ZM15 241L17 242L18 239L17 240L15 239ZM17 243H19V242H17ZM1 244H3V246ZM12 244H14V243H12ZM3 248H4V250H3ZM115 248H116V246H114L110 249H115ZM122 249L119 251H122V254H124V257H128L127 252L125 254V252ZM113 251L114 250H112V253H113ZM136 252H138V254L139 255L141 254V255L138 256ZM131 253H135L136 256L134 254H131ZM104 255H105V258H104ZM100 256H102V257H100ZM109 256H108V259H109ZM161 261H162V259H161ZM79 262H80V260H79ZM82 262L83 261H81V263ZM98 264H100V263L98 262Z\"/></svg>",
	"mask_w": 264,
	"mask_h": 264
}]
</instances>
